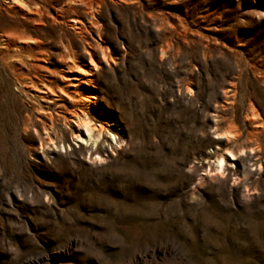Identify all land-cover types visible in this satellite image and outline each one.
<instances>
[{
	"label": "rangeland",
	"instance_id": "374dc122",
	"mask_svg": "<svg viewBox=\"0 0 264 264\" xmlns=\"http://www.w3.org/2000/svg\"><path fill=\"white\" fill-rule=\"evenodd\" d=\"M250 106L264 0H0V264H264ZM81 111L125 135L104 161ZM226 139L235 171L202 170Z\"/></svg>",
	"mask_w": 264,
	"mask_h": 264
},
{
	"label": "bare ground",
	"instance_id": "6f19581e",
	"mask_svg": "<svg viewBox=\"0 0 264 264\" xmlns=\"http://www.w3.org/2000/svg\"><path fill=\"white\" fill-rule=\"evenodd\" d=\"M250 107L251 109L249 110L248 115L245 118L246 123L249 124V121H254L258 127L264 128V115H259L254 106ZM74 120L75 121L71 129L70 140L74 143L79 144V152L84 154L85 159L91 162L97 163L104 161L105 158L109 156L107 150H110V153L113 154V151H117L120 148L121 143L124 141L125 135L122 134L120 130L121 128L118 127V124L116 122H114L113 125L107 126H102V124L99 123L96 125L94 119L92 117H89L88 114L83 111H81L79 114H76ZM215 130L214 132L215 134H217V136L215 137V141L217 142L220 140H218V138H221L222 135H219L220 133L216 132L217 130ZM249 132L252 133L253 131ZM47 140L49 143L54 144V140L53 137H51V134L50 136H48ZM64 141L65 144H61L60 147L64 148V151L66 152L67 149H69V141L67 139H65ZM227 144L228 143L226 139L223 142V145L225 147L224 152H213L207 154L204 158H213V161L211 164H208L206 160L201 161V169L207 170L206 172L209 173L211 168L210 165H212L213 172L217 176L230 174L232 173V171H235L231 168V166H234L233 159L237 160L236 152L227 147ZM53 147L55 148V146ZM53 147L51 148V150L53 149Z\"/></svg>",
	"mask_w": 264,
	"mask_h": 264
}]
</instances>
